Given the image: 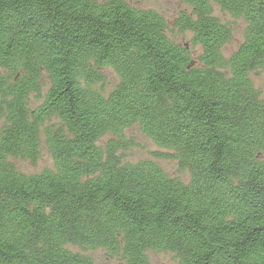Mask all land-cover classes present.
<instances>
[{"label": "trees", "instance_id": "trees-1", "mask_svg": "<svg viewBox=\"0 0 264 264\" xmlns=\"http://www.w3.org/2000/svg\"><path fill=\"white\" fill-rule=\"evenodd\" d=\"M134 1L0 0V264H264V0H181L171 24ZM216 9L245 23L229 53ZM134 126L188 182L122 160Z\"/></svg>", "mask_w": 264, "mask_h": 264}, {"label": "rangeland", "instance_id": "rangeland-1", "mask_svg": "<svg viewBox=\"0 0 264 264\" xmlns=\"http://www.w3.org/2000/svg\"><path fill=\"white\" fill-rule=\"evenodd\" d=\"M130 5L134 8L154 10L162 15L169 24H171V21L175 18L178 12L185 8L181 0H144L130 2ZM215 14L223 22L229 23L233 30L234 41L230 44V46L224 49V53H229L242 41V33L245 23L240 19H231L227 15L220 13L217 9L215 10ZM167 34L175 43L190 47V33H179L174 31L173 28H170L167 30ZM191 50L194 54H196L199 48L195 47ZM102 74L103 81L98 83L96 87L101 90L104 95H106L108 90H111L116 85L118 79L117 75L109 68L102 70ZM250 78L254 86L259 90V92H261L262 95H264V68L257 73L250 74ZM125 136L132 140L133 146L129 150L122 153L121 157L124 162L151 160L156 162L161 167L163 172L169 177L179 178L183 182L189 181V174L187 172L180 171L177 162L169 157L171 152L156 146L145 135H143L136 126L126 129ZM107 138L108 137H104L100 143H104ZM11 161L19 170L25 173H37L44 169H52L53 167L51 158L44 151H42L40 159L35 164L32 162H22L13 158H11ZM89 254L93 257L96 264H123V262L117 258H108L104 256L101 251H90ZM150 259L152 264L173 263L169 255L155 256L151 254Z\"/></svg>", "mask_w": 264, "mask_h": 264}]
</instances>
